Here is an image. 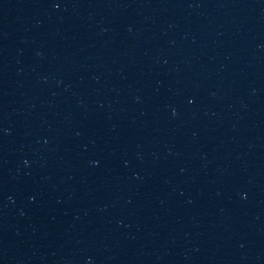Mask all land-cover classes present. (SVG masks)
<instances>
[{
  "label": "water",
  "instance_id": "95a60500",
  "mask_svg": "<svg viewBox=\"0 0 264 264\" xmlns=\"http://www.w3.org/2000/svg\"><path fill=\"white\" fill-rule=\"evenodd\" d=\"M0 264H264V0H0Z\"/></svg>",
  "mask_w": 264,
  "mask_h": 264
}]
</instances>
